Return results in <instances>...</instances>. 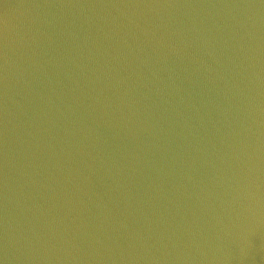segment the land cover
Wrapping results in <instances>:
<instances>
[{
  "label": "water",
  "instance_id": "water-1",
  "mask_svg": "<svg viewBox=\"0 0 264 264\" xmlns=\"http://www.w3.org/2000/svg\"><path fill=\"white\" fill-rule=\"evenodd\" d=\"M0 264H264V0H0Z\"/></svg>",
  "mask_w": 264,
  "mask_h": 264
}]
</instances>
